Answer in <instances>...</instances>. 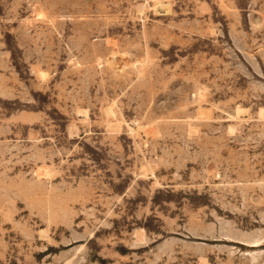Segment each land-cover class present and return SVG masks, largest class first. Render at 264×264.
Listing matches in <instances>:
<instances>
[{
    "label": "rangeland",
    "instance_id": "374dc122",
    "mask_svg": "<svg viewBox=\"0 0 264 264\" xmlns=\"http://www.w3.org/2000/svg\"><path fill=\"white\" fill-rule=\"evenodd\" d=\"M0 264H264V0H0Z\"/></svg>",
    "mask_w": 264,
    "mask_h": 264
},
{
    "label": "bare ground",
    "instance_id": "6f19581e",
    "mask_svg": "<svg viewBox=\"0 0 264 264\" xmlns=\"http://www.w3.org/2000/svg\"><path fill=\"white\" fill-rule=\"evenodd\" d=\"M188 126H190V125H188ZM188 132L191 133V132H193V130H191V128L189 127Z\"/></svg>",
    "mask_w": 264,
    "mask_h": 264
}]
</instances>
